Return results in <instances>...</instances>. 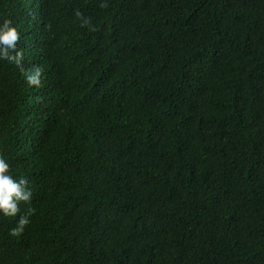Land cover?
Instances as JSON below:
<instances>
[{
	"label": "trees",
	"instance_id": "16d2710c",
	"mask_svg": "<svg viewBox=\"0 0 264 264\" xmlns=\"http://www.w3.org/2000/svg\"><path fill=\"white\" fill-rule=\"evenodd\" d=\"M104 3L0 0V264H264V0Z\"/></svg>",
	"mask_w": 264,
	"mask_h": 264
},
{
	"label": "clouds",
	"instance_id": "9594fccd",
	"mask_svg": "<svg viewBox=\"0 0 264 264\" xmlns=\"http://www.w3.org/2000/svg\"><path fill=\"white\" fill-rule=\"evenodd\" d=\"M100 6H105L104 0H101ZM76 15L80 16L81 13L77 12ZM83 23L89 22L84 19ZM19 43L20 35L10 23L0 25V64L11 65L24 71L22 63L24 57L17 48ZM41 71L38 66H34L30 71L24 72V79L28 86H40ZM28 183L24 175H14L10 171L9 160L0 155V217H17L15 226L9 229L11 236L22 233L25 225L30 223L32 208L27 207L21 212L19 207L21 202L28 204L32 200V189L28 187Z\"/></svg>",
	"mask_w": 264,
	"mask_h": 264
}]
</instances>
